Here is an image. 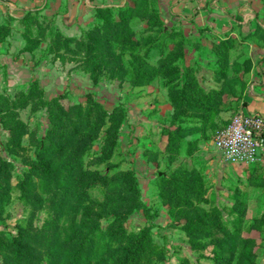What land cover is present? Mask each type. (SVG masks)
<instances>
[{"label":"rangeland","instance_id":"374dc122","mask_svg":"<svg viewBox=\"0 0 264 264\" xmlns=\"http://www.w3.org/2000/svg\"><path fill=\"white\" fill-rule=\"evenodd\" d=\"M114 1L98 3L111 10L97 16L94 9L93 19L75 23L73 32L52 16L34 10L15 16L5 5L0 157L13 167L9 173L0 167V191L11 185L0 232L28 234L33 264H60V233H73L83 205L122 203L124 171L132 169L143 205L117 227L128 240L142 238L145 250L128 264H264V162L230 163L214 144L244 107L240 90L251 70L264 63V0ZM224 75L230 93L220 95L207 120L186 108L196 106L194 98L179 99L182 82L200 97L198 84L221 89ZM238 76L242 84L234 83ZM82 120L90 125L71 145L45 154L52 172L42 180L34 169L38 147L55 150L59 134ZM81 164L101 177L85 180L83 192L76 180L67 182L71 167ZM187 171L198 177L192 187L169 195L167 180ZM26 175L31 188L24 197L19 182ZM107 223L102 228L110 232ZM97 246L92 264L122 263L117 243L104 238ZM12 257L0 244V264H13Z\"/></svg>","mask_w":264,"mask_h":264},{"label":"trees","instance_id":"16d2710c","mask_svg":"<svg viewBox=\"0 0 264 264\" xmlns=\"http://www.w3.org/2000/svg\"><path fill=\"white\" fill-rule=\"evenodd\" d=\"M96 15L101 16L103 11H110L111 8L108 6L97 5L95 7ZM124 13L131 12L130 8H122L121 9ZM3 35V34H2ZM6 35V33H5ZM4 35L0 36V42L4 40ZM74 40V39H72ZM230 39H223L222 46L224 49L223 56L225 60L222 62L224 66L229 65V50H230ZM174 71V69H172ZM170 72H172L170 70ZM155 71L149 70L148 74L150 77H153ZM221 77V76H220ZM222 80L225 79L224 86L221 89L211 88V89H204L200 84H198L197 88L201 93L200 97H195L194 95H190V91L193 88L188 81L182 82V85L179 92V99L185 98L189 96L196 106H186V108L196 114V116L200 117L204 121L209 118L208 112H211L215 107V103L219 101L220 95L228 92L227 90V83L229 79L224 76ZM241 77V76H240ZM234 83H241L242 79L235 78ZM185 101V100H184ZM190 100H188L189 102ZM96 104V103H95ZM192 105V103H191ZM96 106H99L96 104ZM184 110V109H183ZM186 111V110H185ZM181 112V110H180ZM184 113V112H183ZM90 125L89 120H82L79 123L72 124L71 128L67 133H60V142L57 143L55 150L53 148L45 147V145L41 144L40 147L37 149V160H36V167L34 165V169L39 170L38 176L42 178V180H46L50 177L51 174V164L49 159L46 157L45 154L50 153H62L68 145L72 144L73 139L77 136L78 132L80 131L82 125ZM229 124V123H228ZM227 124V125H228ZM226 125V126H227ZM224 126V127H226ZM223 127V128H224ZM222 128V129H223ZM221 129V130H222ZM178 132H180L178 130ZM181 133V132H180ZM171 143V139L169 141ZM82 163V162H81ZM0 167H5L7 172L9 173V167H13L11 161H8L4 157H0ZM105 177L108 175H104ZM165 179V175L161 176ZM98 174L96 176L93 172L88 171L85 169L82 164L79 165L78 170L75 171V167H71L68 171L67 182L69 183L70 180L74 181L76 184L77 190L83 192V182L85 180L88 181H96L99 179ZM109 177H107L108 179ZM196 176L192 174V172H186L185 176L182 178H169L167 181L168 186V194L170 195L172 191H177L183 187L186 189L191 188L193 183L196 181ZM123 179L127 182L126 186L123 189V198L122 203L115 204L116 201L106 200L102 204V206L98 210H91L88 209V205H83L84 210L82 212V218L76 222V224L72 227L73 233H65L61 234L63 238L61 241V246L63 252H56L57 260L60 261V264H92L96 258V250L98 248V244H100L104 238H107L109 241H113L118 244L119 251L121 252L122 263L121 264H128L129 258L133 256L134 261L143 253L145 250V243L143 244V239H139L138 242L128 240L126 238L125 230L120 227L118 228L117 225L119 222H124L125 218L128 214L132 213L137 208H140L143 205V201L141 200V191L139 187L138 179L135 175L134 170L128 169L124 171ZM27 175L22 178L19 182L20 189L24 193V197H26L30 191L31 184ZM184 181V182H183ZM103 184L107 183L105 179L102 177ZM73 187V186H72ZM11 185L9 184L4 190L0 191V210L2 206L5 205V202L10 197ZM129 193V196L126 194ZM189 193V192H187ZM69 200V199H68ZM67 200V201H68ZM67 201L63 202L67 205ZM189 203V201H188ZM83 203L82 200L78 203V206H81ZM179 204V202H178ZM104 222H108V228L110 232L106 229L103 231L102 225ZM3 235V232H0ZM28 234H18V235H11L0 238V244L7 249V251L13 256V264H33L36 262L35 255L31 252V248L27 243ZM97 246V247H96ZM96 262H98L96 260Z\"/></svg>","mask_w":264,"mask_h":264},{"label":"crops","instance_id":"0c3cea01","mask_svg":"<svg viewBox=\"0 0 264 264\" xmlns=\"http://www.w3.org/2000/svg\"><path fill=\"white\" fill-rule=\"evenodd\" d=\"M110 1L112 0H11L7 3L0 1V24L9 14L5 5H11V9L14 10L12 14L15 16L27 10L38 11L40 14L52 16L58 21L62 30L73 32L78 27L75 23L85 26L93 19L94 9L98 3ZM114 2L116 3L117 0ZM260 66L251 70L249 83L240 90L242 91L240 102L244 104L242 109L245 111L264 115V63L261 62ZM261 80L263 83H260ZM257 162H264V151Z\"/></svg>","mask_w":264,"mask_h":264},{"label":"built area","instance_id":"2783aa9c","mask_svg":"<svg viewBox=\"0 0 264 264\" xmlns=\"http://www.w3.org/2000/svg\"><path fill=\"white\" fill-rule=\"evenodd\" d=\"M214 144L230 163L251 165L257 162L264 151V115L240 109L217 133Z\"/></svg>","mask_w":264,"mask_h":264}]
</instances>
